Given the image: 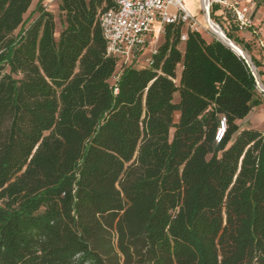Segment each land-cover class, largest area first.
Returning <instances> with one entry per match:
<instances>
[{
	"label": "trees",
	"instance_id": "trees-1",
	"mask_svg": "<svg viewBox=\"0 0 264 264\" xmlns=\"http://www.w3.org/2000/svg\"><path fill=\"white\" fill-rule=\"evenodd\" d=\"M43 1L25 27L33 0H0V264H264L246 60L176 23L152 65L120 63L113 0H60L58 37Z\"/></svg>",
	"mask_w": 264,
	"mask_h": 264
},
{
	"label": "built area",
	"instance_id": "built-area-1",
	"mask_svg": "<svg viewBox=\"0 0 264 264\" xmlns=\"http://www.w3.org/2000/svg\"><path fill=\"white\" fill-rule=\"evenodd\" d=\"M115 8L105 11L101 17V26L107 42V55L120 63H133L147 45L151 36L158 41L169 24L182 23L192 31H201V24L186 6V0H113ZM220 5L222 16L228 13L239 29L252 26L248 17L249 8H239L228 0H205L204 10L208 9L212 16V7ZM226 18V17H225ZM227 19V18H226ZM214 20V19H213ZM230 23V21L227 19ZM187 34L182 35V40ZM264 50V43H261ZM157 48L153 51L156 53ZM256 79V88L264 98V83L261 80L260 69L255 62L245 58ZM254 63V64H253ZM153 64L152 57L146 66ZM261 65L264 67V58ZM117 79V76L114 77ZM117 90V89H116Z\"/></svg>",
	"mask_w": 264,
	"mask_h": 264
},
{
	"label": "rangeland",
	"instance_id": "rangeland-1",
	"mask_svg": "<svg viewBox=\"0 0 264 264\" xmlns=\"http://www.w3.org/2000/svg\"><path fill=\"white\" fill-rule=\"evenodd\" d=\"M39 1L40 0H33L29 11L25 15V21H24L25 27H28L31 24L32 20L38 16L39 11H38L37 6H38ZM59 4H60V0H44L42 3V6L44 9H46L47 11H50L54 14L55 21H56V37L59 36V33L62 30V21H63V15L59 9ZM200 19L201 20H198L202 26L200 32L202 33L204 38L207 41H211L212 39H218V37L209 30L207 22H206L203 14H201ZM217 23L220 25L219 21H217ZM220 26L223 28V30L227 34L228 33L227 30L222 25H220ZM184 30H186V27L184 28ZM163 38H164V36L160 35L158 38V41H156V40H153V38L151 36H149L147 38V45L145 46L144 50L138 55V57L133 62L134 65L136 67L145 66L146 63L148 62V60L151 59V57L153 55V51L156 48H158V46L161 43H163V41H164ZM240 46L244 49V51H246L248 53L249 60L253 62V54L251 52H249L247 49H245V47L243 45H240ZM180 48L183 50L184 45L181 44ZM257 54H260V53H257ZM129 64H131V63H129ZM120 72L121 71L118 68L114 77L119 76ZM180 72H181V66L178 67V75L180 74ZM114 77L110 80L111 83H114V80H115ZM261 98H262V103L256 107H254L253 110L251 111V113L245 119L239 121L242 129L243 128H254V129H257L260 131H264V98L263 97H261ZM174 99L176 101L179 100L178 93L175 94Z\"/></svg>",
	"mask_w": 264,
	"mask_h": 264
},
{
	"label": "crops",
	"instance_id": "crops-1",
	"mask_svg": "<svg viewBox=\"0 0 264 264\" xmlns=\"http://www.w3.org/2000/svg\"><path fill=\"white\" fill-rule=\"evenodd\" d=\"M230 3H235L239 8H249L248 17L252 20L253 24L250 27L232 30V25L227 19L221 15L222 7L220 5H214L212 7V15L214 21H219L227 31H231L235 37L241 41V45L249 43V52L253 54V58L259 61V69L261 71V80L264 83V67L261 65L264 58V50L261 47V43H264V0H228ZM205 0H186V6L188 10L194 15L197 20H201V14L205 15L204 10ZM217 7V8H216ZM203 12V13H202ZM246 49V48H245ZM260 53V54H257Z\"/></svg>",
	"mask_w": 264,
	"mask_h": 264
},
{
	"label": "bare ground",
	"instance_id": "bare-ground-1",
	"mask_svg": "<svg viewBox=\"0 0 264 264\" xmlns=\"http://www.w3.org/2000/svg\"><path fill=\"white\" fill-rule=\"evenodd\" d=\"M206 22L208 25L209 30L214 33L219 39H222L227 45H230L231 47H233L239 54H242L244 56H246L247 59H249V55L246 51H244V49L238 45L237 43H235L232 39L227 40V35L226 32L223 30V28L214 20L209 19L206 16ZM226 35V36H225Z\"/></svg>",
	"mask_w": 264,
	"mask_h": 264
},
{
	"label": "water",
	"instance_id": "water-1",
	"mask_svg": "<svg viewBox=\"0 0 264 264\" xmlns=\"http://www.w3.org/2000/svg\"><path fill=\"white\" fill-rule=\"evenodd\" d=\"M207 17H208V20L209 19H212V16H211V12L210 10L208 9V12H207ZM213 20V19H212ZM227 35V34H226ZM225 35V36H226ZM219 39V38H218ZM227 40H230V38L227 36L226 38ZM221 42H223L226 46H228L229 48H231L237 55L241 56L242 58H246V56L242 55V54H239L233 47H231L230 45H227L222 39H219Z\"/></svg>",
	"mask_w": 264,
	"mask_h": 264
}]
</instances>
